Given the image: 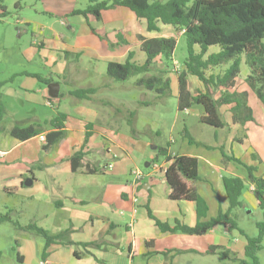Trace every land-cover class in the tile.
I'll return each mask as SVG.
<instances>
[{
	"label": "crops",
	"instance_id": "0c3cea01",
	"mask_svg": "<svg viewBox=\"0 0 264 264\" xmlns=\"http://www.w3.org/2000/svg\"><path fill=\"white\" fill-rule=\"evenodd\" d=\"M74 17L82 18V16ZM84 20L88 26L85 32L72 43V46H65L64 37L58 41L52 33L40 32L41 41H37L35 45L42 49L40 54L47 57L45 58L46 63L50 59L51 75L46 78L51 82L45 85L47 89L38 85L32 86L38 87L39 92L43 93L45 104L47 100L54 98L49 94L51 84L59 85L56 98L64 95L62 93L63 84L75 87L68 91L69 94L73 91L93 88H77V85L82 82L84 72L75 70V73L69 75L71 63L68 61L70 57H73L75 64L80 62L81 57L87 51L85 41L91 36L101 38L105 41L104 46L113 47L114 51L116 47H118L117 51L123 50L118 53L117 51L111 52L113 57H97V60H93L95 63L92 66L102 61L110 62V59L113 62L124 63L131 51L136 53L135 61L144 64L146 56L141 51L138 37L140 35L162 36L159 35L160 33H148L146 24L126 8L104 12L101 21L94 17ZM64 23L69 30L75 29V24H68L67 21ZM89 25L96 31L95 33ZM46 35L49 39L45 37ZM119 35L128 42V45H118ZM180 35L182 36V33ZM45 40L54 44L58 49H49ZM58 52L65 53L64 57ZM75 54L80 55L77 60ZM92 69L95 73V67ZM248 73L249 71L242 68L241 78L242 74L245 76L240 80L241 91L247 90L243 81ZM28 75L31 74H27L28 78H33ZM69 78L72 79L70 84L67 82ZM250 105L254 111L255 122L248 123L244 127L246 139L242 138L241 128L232 124L227 109H221L229 127L218 132L219 142L215 146L224 145L227 155H234L245 165L256 168L254 176L264 178V105L257 100L254 94H251ZM64 113L69 115L66 122L68 132L66 141L62 146L50 150H44L46 134L50 131L49 126H44L45 133L24 143L18 142L8 134L7 130L10 128L5 127L7 130L0 132L2 161L0 164V194L10 196L5 193V190L16 189L14 197L21 198L23 204L28 206L25 210H20L16 206H11V208L6 206L10 216L11 214L17 215L20 220L27 217V225L36 223L46 228L52 235L71 229L73 230L71 239L76 243L103 240L107 244H104L101 249H88L87 251H90L93 256L87 255L81 259H77L74 253L78 251L82 254L83 249L55 245L49 250L47 260L49 263L100 264L97 260H101L105 264H177L180 258L186 255L211 256L207 254V251L213 246L230 251L229 256L243 251L247 242L244 237L238 232H233L231 241L229 233L222 226L215 227L203 236L162 232L150 219L146 206H149L160 221L171 226L175 225L176 220L191 227L198 223L196 206L193 203H177L170 200L171 189L165 176V167H169L170 163L168 162L167 165L165 158H161L159 162L152 165L148 163L147 172H143L146 177L141 184L136 185L131 173L136 169L142 170L123 142L127 136L124 135L121 139L113 135L115 115L84 105L75 108V116L68 112ZM55 116L48 118L47 121ZM88 123H93L94 126L92 137L86 142ZM95 136H100L101 141H95ZM238 136L242 138V143L235 141ZM94 147L104 160L102 164H98L95 160ZM78 151L87 154L84 164L89 165L91 169L101 168L102 171L97 175H86L82 171L73 173L70 158ZM168 154L169 156L185 155L198 158L201 180L197 183V191L209 208L207 217L202 219L203 222L217 217L221 208L226 210L229 207L223 185L224 176H237L248 180L247 169L235 162H224L218 149L208 150L204 147L192 146L185 141L179 152L169 149ZM155 157L156 154H153L150 160L152 161ZM156 164L159 165L158 169L154 168ZM109 165H112V168H109ZM44 175L47 182L43 180ZM28 179L33 181L31 187L24 185ZM247 185L249 189L247 193L244 192L243 197L250 199L255 207H259L253 195V185L251 183ZM91 193H95V196H91ZM49 209L51 212H47ZM25 211L29 216H26ZM36 238L38 237L28 234L17 236L16 240H20L19 251L24 264H44L40 257L45 244L42 245L36 241ZM170 250L179 252L166 256L161 254ZM152 252L158 254L148 256ZM214 256L219 257L217 254Z\"/></svg>",
	"mask_w": 264,
	"mask_h": 264
},
{
	"label": "trees",
	"instance_id": "16d2710c",
	"mask_svg": "<svg viewBox=\"0 0 264 264\" xmlns=\"http://www.w3.org/2000/svg\"><path fill=\"white\" fill-rule=\"evenodd\" d=\"M1 18H6L9 13L2 6ZM126 8L146 24L148 33H161L163 28L173 27L176 34L182 33L187 45V57L183 62V69L178 74V111L186 113L194 107H201L203 115L200 122L216 130L229 127L225 121L222 108H226L231 116L233 125L241 128L242 138L247 137L244 127L248 123L255 122L254 111L250 105L251 94L264 105V0H88V6L84 10H75L71 16H83L85 19L94 17L102 20L104 12ZM4 20L0 19V23ZM90 27V25H89ZM91 28V27H90ZM92 32H96L92 29ZM138 40L141 51L146 56L144 64L135 61L136 53L129 52L124 63L110 61L107 64V76L117 83H124L130 79H136L135 85L149 92L155 93L157 99H165L173 94L172 81L168 77L173 66L175 51L178 40L175 35L170 37L140 35ZM128 45V42L119 35V43ZM213 47L219 48L211 52ZM68 55L69 53L66 52ZM75 59L80 55L75 54ZM162 64V67L159 65ZM175 66V64H174ZM248 68V75L243 83L247 90H240V80L243 67ZM36 78L41 83L48 85L51 80L41 75H28ZM197 80L201 89L193 93L190 89V80ZM2 84H0L1 86ZM99 89H82L70 94L77 98L90 101L98 93ZM0 87V96H1ZM150 106L148 103H144ZM6 109L0 100V132L6 128L3 126ZM69 118L67 113L58 112L50 121L45 123L50 127L46 134L44 150L62 146L67 137L66 122ZM136 113L130 112L128 125L134 126ZM16 125L7 130L8 134L18 142L24 143L46 132L44 126L39 123ZM94 124L86 125V142L92 137ZM133 128V127H132ZM135 133V130L133 131ZM190 145L204 147L208 150H220L224 162H235L245 167L249 173L248 180L237 176H224L223 185L228 197L229 207L221 208L217 217L203 222L207 217L209 208L206 201L197 191V183L201 180L199 175V160L196 157L185 155L169 156L168 149L158 147L156 157L151 165L165 158L170 163L165 172L167 183L171 189L170 200L173 202H189L196 206L198 223L191 227L180 220L175 225L160 221L146 206L148 215L156 226L164 233H182L189 236H203L217 226H222L231 234L238 232L246 239L242 259H233L239 264H260L258 253L263 249L264 221L257 224L259 235L250 238L239 228L234 211L243 207L242 198L248 183L254 186L253 195L259 207L264 212V178L255 177L256 168L245 165L234 155H227L225 146H215L200 142L192 137L190 131L185 128L182 133ZM240 136L235 138L241 142ZM87 154L82 151L76 152L71 158L73 173L82 171L86 175H97L101 168H94L84 164ZM256 157V156H255ZM0 164H2L0 156ZM5 193L10 196L16 195V189H6ZM9 223L18 234H28L34 237H42L45 246L41 255L44 264H51L49 250L55 245L72 246L81 248L84 252L75 251L74 256L81 259L83 256L92 255L88 249H101L106 242L98 240L90 243H76L72 241L73 230L69 229L56 235L38 226L36 223L22 225L19 220H14L10 214H0V225ZM15 251L18 261L23 262L19 251L20 240L15 242ZM107 245V244H106ZM179 251H164L163 255H169ZM158 254L149 253L148 256ZM207 254L219 255L227 258L230 251L224 248L211 247ZM93 256V255H92ZM1 258V254H0ZM100 264L104 261L97 260Z\"/></svg>",
	"mask_w": 264,
	"mask_h": 264
},
{
	"label": "rangeland",
	"instance_id": "374dc122",
	"mask_svg": "<svg viewBox=\"0 0 264 264\" xmlns=\"http://www.w3.org/2000/svg\"><path fill=\"white\" fill-rule=\"evenodd\" d=\"M2 6L6 7L9 13L6 18H1ZM87 6L88 0H0V19L4 20L3 23H0V84H2L0 86L2 92L0 100L6 109L3 126L12 129L16 125L29 124L28 122L41 123L45 126V121L58 112H68L75 116L76 107L84 105L85 107L97 108L99 111L115 115L113 135L121 139L124 135L127 136L123 142L138 161V165L144 173L148 170L147 164L151 163V156L157 154L158 147L176 152L183 148L185 141H187L182 135L185 128L196 140L210 145L217 144L219 142L217 134L221 130H216L200 122V117L204 113L201 107H194L186 113L178 111L177 73L183 69V62L187 57V45L185 39L180 34L175 33L174 28L166 27L159 34L162 35L161 37L175 35L178 40L173 66L169 68L171 73L168 77L173 83V94L170 97L157 99L155 93L137 87L135 85L136 79H130L124 83L110 80L107 76L108 61H102L96 66H92L95 63L93 60H97L96 58L100 56H111V52L117 51L118 47L114 51L113 47L104 46L105 41H102L101 38L91 36L85 41L87 51L81 57L80 62L75 64L73 57L68 59L71 63L69 75L75 73V70H82L84 75L77 88L93 87L99 89L98 93L90 101L77 99L68 92L75 87L63 84L62 93L64 95L49 99L53 103V107L45 104L43 93L39 92L38 87L32 85H38L43 89H47V86L35 78L27 77V74L41 75L44 78L51 75L50 59L46 63L45 58L47 57L40 54L42 49L35 43L41 41L40 32L44 31L45 34L47 32L52 33L58 41L64 37L65 46H72L78 36L85 32L88 25L83 16L79 18L71 16V14L75 10H84ZM63 21H67L68 24H75V29L69 30L68 26L62 23ZM111 36L112 34L109 35L110 38ZM45 37L49 39L48 35ZM45 42L49 49H58L48 40ZM218 50L219 48L213 47L211 52ZM119 51L122 52L123 50L120 49ZM59 54L62 57L65 55V53ZM175 63L180 66L178 71L175 70ZM162 66V64L159 65V67ZM92 67H95V73ZM243 70L248 71V68L244 66ZM244 76L242 74V78ZM71 80L69 78L67 82L70 84ZM191 80L190 89L196 93L201 87L200 83L194 78ZM144 103H148L150 106ZM130 112L136 113L134 126L128 125L127 119H129ZM113 115L112 117H114ZM134 130L135 133H133ZM95 137V141H101L100 136ZM95 150L97 149L94 147L95 160L98 164H102L104 160ZM43 180L47 182L45 175ZM248 189L249 185L246 186L245 193L248 192ZM90 195L95 196V193ZM242 202L243 207L234 211L237 223L248 237L256 238L259 235L257 224L264 221V212L260 207H255L252 201L245 196L242 198ZM6 206L10 208L16 206L20 210H25L28 207L27 204H23L19 197L0 194V214H9ZM49 211L51 212V209L47 210V212ZM25 214L29 216L26 211ZM11 217L14 220H19L22 225L28 223L27 217L21 218V220L18 219L17 215L11 214ZM231 234H229V238L232 241L233 236ZM17 236L18 233L11 224L0 225V264H24L18 261L17 253L14 250ZM36 241L42 245L45 244L42 237L36 238ZM262 247L263 249L257 255L260 264H264V239ZM236 257L239 260L245 258L243 251L227 256L225 259L214 255L206 257L186 255L181 257L177 264H239L233 260ZM37 262L39 261L37 260Z\"/></svg>",
	"mask_w": 264,
	"mask_h": 264
},
{
	"label": "built area",
	"instance_id": "2783aa9c",
	"mask_svg": "<svg viewBox=\"0 0 264 264\" xmlns=\"http://www.w3.org/2000/svg\"><path fill=\"white\" fill-rule=\"evenodd\" d=\"M62 23L65 24L64 22H62ZM179 69H180L179 64L178 63H175V70L178 71ZM52 104L53 103L50 102V100H47L46 101V105L53 107ZM172 156H174V155H172ZM167 165H168V162H167ZM109 168H112V165H109ZM154 168L155 169H158L159 168V165L158 164L154 165ZM165 169L167 170L168 169V166L165 167ZM166 170H165V172H166ZM131 174H132V177H133V182L136 185L141 184L143 182L144 178L146 177V175L142 171L137 170V169L136 170H133ZM252 189H254V186H252Z\"/></svg>",
	"mask_w": 264,
	"mask_h": 264
},
{
	"label": "water",
	"instance_id": "95a60500",
	"mask_svg": "<svg viewBox=\"0 0 264 264\" xmlns=\"http://www.w3.org/2000/svg\"><path fill=\"white\" fill-rule=\"evenodd\" d=\"M58 92H59V85L58 84H51L49 85V94L51 97L56 98L58 96ZM25 186L27 187H31L33 185V181L28 179L25 183Z\"/></svg>",
	"mask_w": 264,
	"mask_h": 264
}]
</instances>
